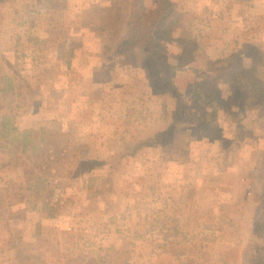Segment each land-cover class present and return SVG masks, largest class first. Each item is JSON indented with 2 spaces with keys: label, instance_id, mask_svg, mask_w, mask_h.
Segmentation results:
<instances>
[{
  "label": "rangeland",
  "instance_id": "1",
  "mask_svg": "<svg viewBox=\"0 0 264 264\" xmlns=\"http://www.w3.org/2000/svg\"><path fill=\"white\" fill-rule=\"evenodd\" d=\"M158 1L0 0V264L260 260L264 0ZM130 19L153 40L123 46Z\"/></svg>",
  "mask_w": 264,
  "mask_h": 264
},
{
  "label": "trees",
  "instance_id": "2",
  "mask_svg": "<svg viewBox=\"0 0 264 264\" xmlns=\"http://www.w3.org/2000/svg\"><path fill=\"white\" fill-rule=\"evenodd\" d=\"M158 11H162L161 16L162 17H168L173 12V9L175 8L174 2L171 0H159L158 4ZM133 19H130L126 23V34L124 35L122 39V44L125 47H132L133 45H136L138 43L144 42L146 45L149 43L150 40H153L152 31L150 28L146 27V25L142 24L140 21H132ZM176 21L178 18L175 19ZM146 36V39H145ZM152 49H150V54L147 56L149 57L148 60L150 61L152 57L157 56V51L155 50L154 45L151 46ZM187 44L181 43L180 44V54L178 56L179 60H182L184 55H187L190 53V50L187 49ZM218 89V79L212 78L210 76H202L200 80H196L192 83H189L187 85V93L188 95L195 101H198L202 106L206 108H210L211 112L213 114L217 113V110L219 107H222L223 105L218 103L216 99V92ZM181 110V102L178 100V111ZM45 130H42V133H45ZM42 140L44 141L43 137ZM151 142V138L143 139V140H137L135 143L128 147L124 153H122L120 156H124L129 153H134L140 148L148 145ZM25 150V145L23 146ZM57 146H54V149H56ZM31 152L36 155H41L43 152H45V148L41 149V145L39 144H32L31 146ZM118 157V156H117ZM264 195V191H263ZM263 251V254L260 257V260L254 264H264V243L263 246L260 248V251ZM16 258L18 259L19 264H40L38 260L32 257L31 254H26L22 251L16 252ZM84 259V256H77L76 263H80L78 260ZM75 264V263H74Z\"/></svg>",
  "mask_w": 264,
  "mask_h": 264
}]
</instances>
